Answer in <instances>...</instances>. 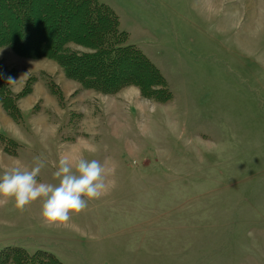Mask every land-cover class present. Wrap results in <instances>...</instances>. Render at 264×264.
<instances>
[{
	"label": "rangeland",
	"instance_id": "374dc122",
	"mask_svg": "<svg viewBox=\"0 0 264 264\" xmlns=\"http://www.w3.org/2000/svg\"><path fill=\"white\" fill-rule=\"evenodd\" d=\"M101 1L172 98L85 88L40 54L41 33L32 56L2 43L0 130L18 142L0 141V173L39 157L38 179L56 183L59 154L85 137L97 151L84 155L110 159L115 182L60 223L43 221L40 199L8 198L0 249L63 264H264V0ZM72 35L67 46L91 51Z\"/></svg>",
	"mask_w": 264,
	"mask_h": 264
},
{
	"label": "trees",
	"instance_id": "16d2710c",
	"mask_svg": "<svg viewBox=\"0 0 264 264\" xmlns=\"http://www.w3.org/2000/svg\"><path fill=\"white\" fill-rule=\"evenodd\" d=\"M0 19L6 20L5 28L0 30V45L15 46L23 55L32 56L35 52L31 48L37 43L31 41L29 47L26 44L34 34L41 33L40 54L53 55L64 71L85 88L112 93L133 83L148 97L157 92L158 97L172 98L160 68L135 44L128 42V32L121 29L119 16L101 0H0ZM72 33L74 41L86 43L91 51L81 52L67 46L65 41ZM46 49L49 51L45 52ZM17 114V119H21L20 113ZM0 141L18 142L2 130ZM0 264L63 262L45 250L29 252L21 246L10 245L0 249Z\"/></svg>",
	"mask_w": 264,
	"mask_h": 264
},
{
	"label": "clouds",
	"instance_id": "9594fccd",
	"mask_svg": "<svg viewBox=\"0 0 264 264\" xmlns=\"http://www.w3.org/2000/svg\"><path fill=\"white\" fill-rule=\"evenodd\" d=\"M96 151L97 145L90 138L78 137L71 149L59 154L53 173L56 183L38 179L44 165L39 157L35 158L36 163L30 170L13 167L3 171L0 173V204L11 198L14 207L23 209L40 199L41 217L45 223L68 221L70 214L84 209L89 199L104 195L115 182L110 159L101 163L84 155Z\"/></svg>",
	"mask_w": 264,
	"mask_h": 264
},
{
	"label": "crops",
	"instance_id": "0c3cea01",
	"mask_svg": "<svg viewBox=\"0 0 264 264\" xmlns=\"http://www.w3.org/2000/svg\"><path fill=\"white\" fill-rule=\"evenodd\" d=\"M247 6V5H246Z\"/></svg>",
	"mask_w": 264,
	"mask_h": 264
}]
</instances>
